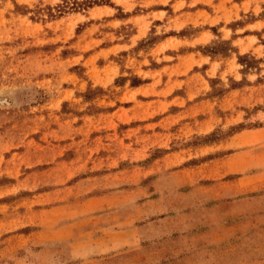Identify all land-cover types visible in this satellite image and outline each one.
<instances>
[{"label": "rangeland", "instance_id": "obj_1", "mask_svg": "<svg viewBox=\"0 0 264 264\" xmlns=\"http://www.w3.org/2000/svg\"><path fill=\"white\" fill-rule=\"evenodd\" d=\"M109 1L0 0V264H264V0Z\"/></svg>", "mask_w": 264, "mask_h": 264}, {"label": "trees", "instance_id": "obj_2", "mask_svg": "<svg viewBox=\"0 0 264 264\" xmlns=\"http://www.w3.org/2000/svg\"><path fill=\"white\" fill-rule=\"evenodd\" d=\"M63 4H59L55 7H48V12L47 15L51 18L54 17H59L62 16L63 13H66L67 10H71V11H79L82 9H87L90 8L94 5H99V4H108L110 3L109 0H101V2H99L98 0H84V1H79V0H63ZM17 7H19L18 4H16ZM39 13H41V11H38ZM215 33L217 34L216 30L214 29ZM183 33V31L181 32ZM220 46H222L219 50H210V53L212 55H217V54H222L223 56H228L229 52L234 51V47L232 46L231 42L229 40H223L220 44ZM262 59H257L254 56H252L249 53H245V54H240L238 53V62L240 64L243 65V71H247V70H251V69H259V64L262 62ZM130 79L131 80V86L135 87V86H140L141 84L145 83L147 80L142 79L141 77L138 76H132L131 78H127V77H121V80H118L117 82H122L125 83L126 80ZM211 84L213 89L215 88V82H217V79L215 78H211L210 79ZM232 83H234V85H239L240 83L231 79ZM95 90L90 89L88 91V94H91L92 92H94Z\"/></svg>", "mask_w": 264, "mask_h": 264}]
</instances>
